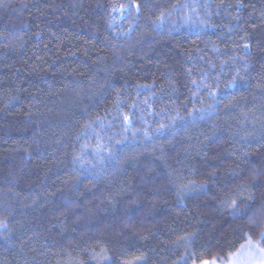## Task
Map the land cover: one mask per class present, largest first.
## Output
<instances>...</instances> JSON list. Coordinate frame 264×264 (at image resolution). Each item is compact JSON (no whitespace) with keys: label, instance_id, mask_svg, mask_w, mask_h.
Segmentation results:
<instances>
[{"label":"trees","instance_id":"16d2710c","mask_svg":"<svg viewBox=\"0 0 264 264\" xmlns=\"http://www.w3.org/2000/svg\"><path fill=\"white\" fill-rule=\"evenodd\" d=\"M262 231L264 0H0V264L225 261Z\"/></svg>","mask_w":264,"mask_h":264},{"label":"rangeland","instance_id":"374dc122","mask_svg":"<svg viewBox=\"0 0 264 264\" xmlns=\"http://www.w3.org/2000/svg\"><path fill=\"white\" fill-rule=\"evenodd\" d=\"M255 244L257 243L247 242L239 252L231 255L227 260H214L215 264H262V261H264V253H261L259 249L255 248ZM199 264H202V262Z\"/></svg>","mask_w":264,"mask_h":264},{"label":"snow or ice","instance_id":"6c2138e0","mask_svg":"<svg viewBox=\"0 0 264 264\" xmlns=\"http://www.w3.org/2000/svg\"><path fill=\"white\" fill-rule=\"evenodd\" d=\"M120 7L121 8H124V7H126V5H121ZM235 203L236 202L233 201V204H235ZM261 236L264 237V231L261 232ZM254 247L257 248V249H259V251L261 253H264V248H260L258 243L255 244ZM202 264H215V261L214 260L213 261H203ZM262 264H264V261H262Z\"/></svg>","mask_w":264,"mask_h":264}]
</instances>
